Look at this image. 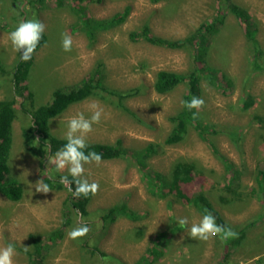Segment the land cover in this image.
I'll return each instance as SVG.
<instances>
[{
    "label": "rangeland",
    "instance_id": "1",
    "mask_svg": "<svg viewBox=\"0 0 264 264\" xmlns=\"http://www.w3.org/2000/svg\"><path fill=\"white\" fill-rule=\"evenodd\" d=\"M55 4L56 0H0V101L14 100L6 174L22 188L16 202L0 193V248L14 246V264H30L36 243L41 245L44 264H216L226 251L224 264L264 262V208L252 195L256 177L264 170V0H83L79 4L85 15L98 20L130 8L123 23L100 31L95 42L74 27L76 17L66 4ZM228 4L239 5L250 16L256 28L255 46L245 39L243 26ZM218 15L221 21L207 34L203 57L214 78L225 83L211 85L202 75L204 106L198 109L202 121L213 125L217 133L203 140L191 125L180 141L167 144L173 128L170 118L182 107L186 83L158 94L153 88L156 74L162 70L186 74L202 66L195 63L197 45L169 49L133 41L130 34L147 26L155 37L184 40ZM23 20L45 25L46 42L34 53L27 79L32 102L15 95L8 74L19 58L9 33ZM62 34L72 38L70 52L62 50ZM96 69L104 90H95L93 96L69 106L50 121V131L64 138L68 118L81 112L90 117L89 106L97 103L103 113L86 143H118L126 153L98 166L84 165V177L98 182L99 191L91 196L88 215L83 217L89 233L70 239L68 233L80 226L81 217L67 206L66 189L36 191L42 176L24 145L22 131L29 118L22 108L46 104L53 91L77 84ZM117 93L128 96L119 99ZM248 100L253 104L243 110ZM228 131L236 133L238 140L233 141ZM140 153H144L139 157L143 164L136 157ZM225 161L233 165L232 179ZM179 164L199 173L187 187L182 184L181 191L187 197L204 193L234 230H243L240 247L227 250L219 236L192 239L189 228L202 218L197 210L169 192L167 183L164 197L148 190L144 174L167 179ZM47 168L69 176L67 169L58 172L49 163ZM121 204L137 216L135 220L118 215L113 222L102 221L109 208ZM66 218L69 224L64 227ZM180 218H187L188 225L180 226ZM59 231L61 237L55 236Z\"/></svg>",
    "mask_w": 264,
    "mask_h": 264
},
{
    "label": "trees",
    "instance_id": "2",
    "mask_svg": "<svg viewBox=\"0 0 264 264\" xmlns=\"http://www.w3.org/2000/svg\"><path fill=\"white\" fill-rule=\"evenodd\" d=\"M67 1L68 0H56L57 4L55 5L61 7L66 4ZM82 1L83 0H70V2L66 5L76 17L74 27L80 28L85 33L87 39L90 42H95L96 35L100 31L107 30L123 23L130 11L129 7H125L122 11L113 14L107 19L98 20L85 15L83 8L79 4ZM150 1L152 3H157L160 0ZM229 1L230 0H227V2ZM228 9L240 22L241 26H243L245 39L252 46H255L256 28L250 16L246 13L245 9L236 4H228ZM221 18V15H218V17L216 16V18L212 19L211 22H209V24L205 26V28L184 40H168L155 37L150 33L147 26L143 27L140 33L133 32L130 34V39H132L133 41L145 40L150 44L167 47L169 49H180L186 44L190 43H192L190 44L191 46L197 45L198 50L194 55L195 63H202V66L199 65L198 68L194 67L186 74H179L163 70L159 71L156 74L155 82L153 85L154 91L156 93H169L179 84L186 83V93L183 96L182 101H190L193 96L200 98V83L202 80V75L207 79L209 84L222 87L221 84L225 82L219 81L214 78V76L211 74L213 71H211L210 67L205 65L206 60L203 57V55H205L206 53L205 46L208 42L207 37L209 35V31H211L213 28H217V24L221 21ZM45 42L46 36L43 33L42 38L39 41L34 53L37 52ZM34 53L32 54L30 60L24 62L21 61V53L19 52V58L15 61L13 67L10 68V71L8 72L9 80L12 84L15 95L18 98H24L25 100L31 102L33 101V94L29 90L27 79L33 63ZM225 81L227 82V85L230 84L229 80ZM95 90H104L101 84L100 72L97 69L86 74V76H84L82 80H80L77 84L58 88L53 91L51 94V100L46 104L34 107L32 103L30 104V110L22 108L23 112L27 114L29 118L27 127L22 131V138L27 152L38 162L39 171L42 176V183L47 184L50 190L66 189L68 192L67 206H69L73 213L78 217H81V215L82 217H86L88 215L87 205L92 195L89 194L87 198L83 196H81L80 198L74 197L72 192L68 190V187L60 182L61 177L64 175L50 172L48 170V159L54 156L57 150L66 143V140L64 138L56 137L51 133L49 123L52 119H55L63 112H65L69 106L77 104L89 98L90 96H93ZM111 94L113 95V93ZM115 95L119 99H123L125 96H128L127 94L120 93H117ZM252 104V101L248 100L244 104H242V109H249ZM13 105L14 100L0 101V193H2V195L7 200L16 202L20 200L22 196V188L15 179L8 177V174H6L7 163L10 156L13 138L11 125V117L14 114ZM193 113H197L196 119H193ZM170 121L173 123V128L168 138L166 139L167 144H174L180 141L183 135L186 133L187 128L191 125H194L196 127L198 135L203 140L207 139V135H213L217 133L213 125L204 123L202 121L198 109L188 110L183 105L180 111H178L174 116L170 118ZM227 134L233 141L238 140V136L236 135V133L228 131ZM87 145L88 147L84 149L85 154L90 151H95L102 155V161L118 160L126 153L120 148L118 143L113 145L102 143H87ZM143 154L140 153L136 155V157H138L140 163L142 164L143 160H141V158L139 157H141ZM225 165L230 172V179H232L233 177H235L233 165L228 161H225ZM147 174L149 175V173ZM147 174H144L143 178L146 183V187L151 193L156 194L158 197H164L165 194L162 192V189L163 185L167 183L169 192L178 194L177 197L185 201L187 204L193 206L201 216L205 214L204 210L207 209L216 218V223L218 225H223L225 228H231L233 231L238 233L237 238L229 239L224 242L221 241L223 246L227 250L232 251L233 249H237L241 246L242 241L245 237L244 231L234 230L233 227H231L229 223L222 218L217 210L214 209L204 193L198 192L195 195L187 197L181 191L182 184L187 187L188 183H190L193 179H196V177L199 175V173L191 166L180 164L177 165L175 172L171 174L170 178L167 179L165 177H160V175L158 174H155V176L151 178L152 176L150 177ZM68 179L72 180V177L69 175ZM157 188L159 190L158 192ZM72 189L73 191L75 189L74 183L72 185ZM252 195L257 197L262 202L264 208V170H261L260 174H258L256 177L255 187L252 189ZM118 215H125L129 219L133 220H135L137 217L130 209L126 208L124 204H121L109 208L101 219L104 222H113ZM68 224L69 218H66L63 226L66 227ZM56 233L57 235L55 236L61 237L60 231ZM53 234L50 237L51 239L53 237ZM227 254L228 251H226V253L224 254V259L217 262L216 264H224L225 256H227ZM30 256L33 257L30 264H44L43 257L41 255L40 244L36 243L33 249V253L30 254ZM260 264H264V262L261 261Z\"/></svg>",
    "mask_w": 264,
    "mask_h": 264
},
{
    "label": "clouds",
    "instance_id": "3",
    "mask_svg": "<svg viewBox=\"0 0 264 264\" xmlns=\"http://www.w3.org/2000/svg\"><path fill=\"white\" fill-rule=\"evenodd\" d=\"M44 30L45 25L38 20H23L9 33L8 38L13 49L21 53V61L26 62L31 59L32 54L42 38ZM72 43L73 41L70 35L62 34L61 47L63 51L70 52ZM182 105L188 110L200 109L204 106V100L193 96L190 101H182ZM89 110L91 111L90 117H85L81 112L68 118L67 130L64 134L66 143L57 150L54 156L48 159V163L53 165L56 171L62 172L67 169L72 180H69L68 176H62L60 182L67 186L68 190L76 198H80L81 196L87 198L89 194L94 196L99 191L98 182L94 181L90 183L84 177V165L95 163L98 166L102 161V155L95 151H90L85 154L84 149L88 147L86 137L92 132L93 124L100 122L103 109L97 103H92L89 106ZM196 116L197 113H193V119H196ZM73 183L75 184L74 191L72 189ZM35 189L41 193L51 191L47 184H43L40 181H37V187ZM204 212L205 214L199 223H193L189 228L192 239L207 241L219 236L221 241L224 242L238 237V233L231 228L218 225L216 218L207 209ZM81 221L80 226L72 229L68 233L70 239L82 238L89 233L90 228L86 223H83L82 215ZM178 223L184 227L188 225V220L187 218H180ZM24 248L25 251L28 250V247ZM15 254V248L12 244L0 248V264H14L13 257Z\"/></svg>",
    "mask_w": 264,
    "mask_h": 264
}]
</instances>
